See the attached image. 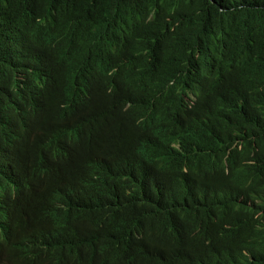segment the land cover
<instances>
[{"label": "trees", "instance_id": "16d2710c", "mask_svg": "<svg viewBox=\"0 0 264 264\" xmlns=\"http://www.w3.org/2000/svg\"><path fill=\"white\" fill-rule=\"evenodd\" d=\"M0 145V264H264V0H0Z\"/></svg>", "mask_w": 264, "mask_h": 264}, {"label": "clouds", "instance_id": "9594fccd", "mask_svg": "<svg viewBox=\"0 0 264 264\" xmlns=\"http://www.w3.org/2000/svg\"><path fill=\"white\" fill-rule=\"evenodd\" d=\"M4 148L0 145V150H3Z\"/></svg>", "mask_w": 264, "mask_h": 264}, {"label": "bare ground", "instance_id": "6f19581e", "mask_svg": "<svg viewBox=\"0 0 264 264\" xmlns=\"http://www.w3.org/2000/svg\"><path fill=\"white\" fill-rule=\"evenodd\" d=\"M32 115V114H31ZM30 120V119H29ZM18 144V143H17Z\"/></svg>", "mask_w": 264, "mask_h": 264}]
</instances>
